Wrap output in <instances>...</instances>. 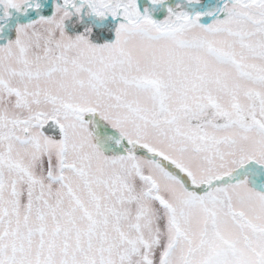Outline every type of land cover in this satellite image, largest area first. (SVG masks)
<instances>
[{
	"label": "snow or ice",
	"instance_id": "6c2138e0",
	"mask_svg": "<svg viewBox=\"0 0 264 264\" xmlns=\"http://www.w3.org/2000/svg\"><path fill=\"white\" fill-rule=\"evenodd\" d=\"M0 264H264V0H0Z\"/></svg>",
	"mask_w": 264,
	"mask_h": 264
}]
</instances>
